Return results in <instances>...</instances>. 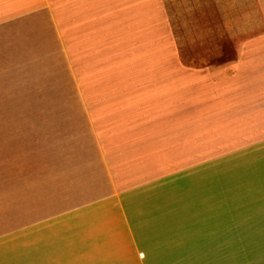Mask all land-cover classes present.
<instances>
[{
	"label": "crops",
	"instance_id": "crops-1",
	"mask_svg": "<svg viewBox=\"0 0 264 264\" xmlns=\"http://www.w3.org/2000/svg\"><path fill=\"white\" fill-rule=\"evenodd\" d=\"M159 1L0 0V25L17 26L0 66L39 65L25 58L30 48L64 59L62 24L70 20L74 75L69 106L0 107V262L147 264L174 252L177 225L188 228L180 248L193 264L237 259L243 242L264 243L263 234L240 233L236 188L226 205L201 203L222 194L224 169L238 175L245 167L257 187L242 195L264 202V26L256 34L242 27L247 37L233 43L231 59L192 58L174 31L160 46ZM35 19L50 33L33 30ZM96 19L107 25L101 47ZM113 34L118 73L80 76L73 51L89 67L92 52H114Z\"/></svg>",
	"mask_w": 264,
	"mask_h": 264
},
{
	"label": "rangeland",
	"instance_id": "rangeland-1",
	"mask_svg": "<svg viewBox=\"0 0 264 264\" xmlns=\"http://www.w3.org/2000/svg\"><path fill=\"white\" fill-rule=\"evenodd\" d=\"M4 12H7V7L0 3V14ZM2 19L4 18H0V23L3 21ZM157 20L159 27V44L161 47L168 42L166 32L167 30H171L175 33V43H187L191 45L190 50L184 51V53L189 54L190 57L211 58L216 62H220L231 59L234 54L233 43H237L247 37L246 34H242V27L254 26L255 34L261 31L264 26V0H228L220 3L211 0H160L158 2ZM34 21L36 24H33V30L37 31L41 29L50 33V29L44 27L40 20L35 19ZM62 26L64 38L66 39L65 41L63 40L62 49L64 59L56 51L52 53L46 51L42 55L37 50H30V48L26 50L28 55H25V58L28 60L36 58V61H31L37 64L40 63L39 65L35 67L29 65L19 67L0 66V107L70 105V98H65L69 95L65 94L70 93L72 89L70 80L74 77V75L72 76V69L69 61V53L71 54L72 49V43L70 42L71 21L69 20L67 23L63 22ZM104 26L106 27L107 25H103L101 19H96L95 28H97L99 32V34L95 35L96 39L99 41L95 44L96 47H101L103 44L102 30ZM114 26H117V24L113 23V27ZM126 26H130L128 22ZM16 27L12 28L5 24L0 25V59L2 58L1 51L7 47L4 40L7 34L12 32ZM236 31H238L239 34H237ZM32 36L33 35L30 37L32 38ZM95 37L93 36V38ZM118 42L119 36L115 34L110 35L111 48L114 52H109L107 50H96L92 52V59L93 56L96 58L90 62L91 66L89 67L85 65L86 62L82 59V51L74 50L73 54L76 56V64L80 63V65L76 66L78 74L83 76L86 74L118 73L119 58L121 56L119 50L115 49L116 47L118 48ZM38 44L42 46L41 42ZM79 44H81L80 41ZM201 45L202 47L199 49ZM114 55H116V58L113 57ZM124 57L129 58L132 56L127 54ZM75 73H77V71H75ZM59 93H63L64 95L62 97H56ZM2 128L3 127L0 125V139L7 137L4 128ZM262 165L263 163L261 166ZM235 171L236 170L231 171L230 168L224 169L222 194L217 197L214 195H206L205 199L202 197L201 203L212 202L211 205H208L212 207H214L215 202L217 204L226 205L228 202H231V190L233 187L236 188L239 195L237 197L234 196V198L236 197L238 200V207L235 209L237 210L236 218L240 224V233H244L245 236H252V238L260 234L264 235V210L256 209L259 202L260 204L264 203L262 202V198H258L257 195L252 197L242 195L244 192L255 189L257 186L254 184L257 183V180L254 178L249 179V177L246 176L248 171L246 167L243 169V172H240L242 173L241 176H238L240 173L237 175ZM262 171L263 169H261L260 172ZM232 172L234 173L233 179L230 178ZM253 173L255 172L251 171V174ZM208 175V183L211 184L212 182V185H215L216 177L214 171H211ZM192 181L196 183L198 179ZM217 182L218 187H220V171L217 174ZM180 184L186 185L184 180H181ZM261 191L262 189L256 192ZM185 197L189 199L188 196L185 195ZM184 202H188V200ZM246 204H256V207L254 210L248 209L246 208ZM207 211L199 213L203 215L202 219H204L205 213H208ZM192 213L193 212L188 211H175V216L179 218L178 214H183L182 218H188V215ZM258 224H263V227L257 226ZM174 234V245H176V247L174 252L169 255L170 257L167 259L160 258L149 260L147 264L197 263V259H189L190 257L186 255L188 251L184 253L180 248L189 235L187 226L177 225ZM197 239L199 238L197 237L193 240ZM196 246L199 247L200 244L195 243L191 248H197ZM239 246H243L247 250L240 248L239 255L234 256L237 257V259L220 260L212 264H262L264 262V243L257 241L251 243L243 242ZM248 253L250 254L249 258L246 257ZM178 254L180 256H178ZM0 263L14 264L10 258H5Z\"/></svg>",
	"mask_w": 264,
	"mask_h": 264
}]
</instances>
